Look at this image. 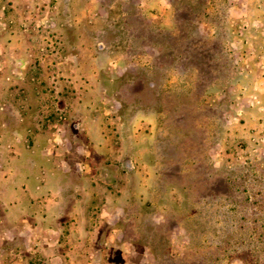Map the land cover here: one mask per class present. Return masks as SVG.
Instances as JSON below:
<instances>
[{"label": "rangeland", "instance_id": "obj_1", "mask_svg": "<svg viewBox=\"0 0 264 264\" xmlns=\"http://www.w3.org/2000/svg\"><path fill=\"white\" fill-rule=\"evenodd\" d=\"M0 264H264V0H0Z\"/></svg>", "mask_w": 264, "mask_h": 264}]
</instances>
